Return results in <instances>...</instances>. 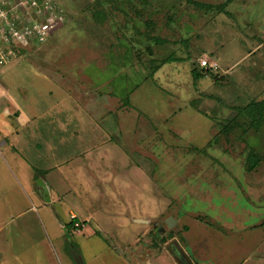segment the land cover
<instances>
[{"label":"rangeland","instance_id":"obj_1","mask_svg":"<svg viewBox=\"0 0 264 264\" xmlns=\"http://www.w3.org/2000/svg\"><path fill=\"white\" fill-rule=\"evenodd\" d=\"M56 1L65 24L0 67V152L31 157L33 183L44 176L54 196L45 206L29 194L23 219L0 205V246L16 254L6 264H264V118L238 110L264 101V0H235L232 20L176 0L146 11L139 0ZM149 19L166 40L156 57L171 58L155 75L152 43L136 35L139 60L126 27ZM206 59L212 74L193 81L191 61ZM63 95L84 99L85 133L74 112H54Z\"/></svg>","mask_w":264,"mask_h":264},{"label":"crops","instance_id":"obj_2","mask_svg":"<svg viewBox=\"0 0 264 264\" xmlns=\"http://www.w3.org/2000/svg\"><path fill=\"white\" fill-rule=\"evenodd\" d=\"M228 7H230V6H228ZM227 12H228L227 13L228 16H230L231 20H232L233 13L229 11V8H227ZM261 45L262 44H260L259 46L261 47ZM17 56H18V54L16 55V57ZM64 86L66 87V84H64ZM53 88H54V86H53ZM57 89L58 90H56V91H59V90L60 91H66V94H67V90L64 89L62 87V85L61 86H60V84L58 85V83H57ZM52 92L53 91H51L50 93H52ZM65 95H63V97H61L60 99L57 98V100L53 103V105L55 106L54 112L57 115H59V118L64 119V120L66 118L68 111L74 112L73 115H69L71 117V122L74 123V121H76L75 124H77V126H78L77 128L79 130H75V131H77L78 133L81 132L83 134V133H85V129H82L81 121L84 119V117H86L84 114V108H86V104L84 102V99L78 98V101L75 102L74 100H70L68 95L67 96H65ZM81 97H83V95H81ZM75 115L78 117V120L72 119V117H75ZM32 128H34V125L32 126ZM81 133H79V134H81ZM25 141H26V139H25ZM79 142H81V141H80V139L77 138V141L74 142V144L71 146V148H73V149L78 148ZM27 151H29V150H27ZM79 151H82V150H79ZM29 153L31 154L30 151H29ZM79 154H81V153H79ZM27 155H29V154H27ZM29 158L31 159V157L23 155L22 150H12V155L10 156L11 162L8 163V162H5L4 156L0 152V205L2 206L1 210H4V212L6 210L11 209V212H10L11 215L10 216H11V218H13V220L23 219V217L26 215V213L24 211H20V206H23L24 202L27 199H29V196H31V195L35 196L34 201H38L39 204H44L45 206H51L54 203V198H53L54 196L52 194L53 189L51 188V185H49V183L46 181L44 176H42V178L41 177L37 178L33 183V179H35V178H33L34 177L33 174L30 175V171L31 170L37 171V169H39V168H36L38 166L32 164V162ZM11 163L14 166L11 165ZM56 168H57V166L51 168L50 172L52 173V171H54ZM37 180H39L38 181L39 183H37ZM43 184H45V186L49 190V198H50L49 202L46 200ZM53 188H54V191H56L55 187H53ZM29 194H31V195H29ZM56 194H57V196H60V194L58 192ZM61 195H64V194H61ZM45 200H46V202H43ZM6 212H8V211H6ZM73 214L74 213L71 212L72 219L74 217ZM74 218L78 219L77 216H75ZM63 226H64V224H63ZM80 227H81V225H80ZM80 227L78 226L77 229L74 227L73 228L75 231H77V230L81 229ZM85 230H87V228ZM1 235H2V231L0 229V241H2ZM11 250H12V246H11ZM8 258L13 259V260L16 258L15 250H12V253H11L9 251V249H7L4 245L0 246V264H6L8 262L7 261Z\"/></svg>","mask_w":264,"mask_h":264},{"label":"built area","instance_id":"obj_3","mask_svg":"<svg viewBox=\"0 0 264 264\" xmlns=\"http://www.w3.org/2000/svg\"><path fill=\"white\" fill-rule=\"evenodd\" d=\"M63 12L54 0H0V67L9 64L18 50L45 42L64 21ZM202 66L214 69L216 64L206 59Z\"/></svg>","mask_w":264,"mask_h":264},{"label":"trees","instance_id":"obj_4","mask_svg":"<svg viewBox=\"0 0 264 264\" xmlns=\"http://www.w3.org/2000/svg\"><path fill=\"white\" fill-rule=\"evenodd\" d=\"M54 1L57 2L56 0H54ZM130 1L131 0H127L126 2H130ZM139 1H141L142 4L146 7V8L143 7V9L145 8V11H146L148 9L147 6L152 5V2H154L156 0H139ZM176 1L179 2L178 5H180V4L181 5H187L188 4L189 6H193L194 8H198L201 11L203 10L204 12H206V14L209 13V11H213V12H215V14H219V13H222V12L223 13H228L227 12V8H228L229 5H231V3H233L234 0H226V3H222V4H208V3L203 2L202 0H176ZM176 6L177 5L174 4L173 8L176 7ZM101 7L102 8L99 11H97V19L96 20L99 21L101 19V16H102V20H100V23H103V22H105L107 20V17H108V14L106 12L107 11V5L103 3ZM186 10L189 11V9H186ZM124 13H127V12L125 11ZM140 13H141V11H140ZM105 14H106V16H105ZM188 14L190 16L189 18L191 19V21L194 22V19H196L194 14H192L191 11H189ZM63 15H64L65 19H64V21L62 23H60V25H64L65 22H66V19H68V17L66 16L65 12H63ZM98 16H99V18H98ZM168 20H169V22H167V26H170V27L174 26V25H178L180 23V18L177 19L175 14L170 16V18H168ZM133 21H134L133 24H131V22L127 20L126 27H130V28L135 30V33H134L135 37H136V35L141 36L142 38L144 37V38L147 39V41H150L152 43V45L148 46V49H144V50H148L149 56L152 57V59H151V62L153 64L152 75H155L156 72L164 64L170 63L169 62L170 59H171L170 56H169V58H165V59L164 58H160V59H158L156 57L155 52L153 51L155 45H159V46L163 47L166 44L165 43L166 40L161 38V36L155 34L156 30H158V28H159V25L153 19L146 20L143 24L135 22V20H133ZM144 29H145V32H144ZM54 30H52V32L50 33V35L46 39V41L41 43V44H39V45L46 44V42L50 39V37L53 36ZM153 33H154V35H153ZM127 39H129V38L127 37ZM129 41L131 43V46L133 45V48L136 51L137 57H139L138 59L141 60L142 59V55L144 54V50L138 49L137 44H135V43H137V37H136V39L135 38L134 39H129ZM140 44H144V43L140 42ZM39 45H37V46H39ZM136 48H137V50H136ZM131 49H132V47H131ZM17 54H20V51H18ZM179 59H183V58H179ZM189 59H190V56H189ZM198 63H200V64H197V63L195 64L193 61H191L190 67H191V73H192V76H193V81L203 80L206 77H208L209 75H211L212 72H213L212 68L205 69V68L201 67V62H198ZM125 104H126V106L132 107L131 104H130L129 99L126 101ZM238 110H239L240 114L243 117L250 118L252 120V122L254 123L258 116H259V118H264V101H253L250 104H248L247 106H245L244 108H238ZM249 159H250V161L252 160V162L249 163V167H248V170L251 171V170H253V169H255L257 167V165H258V160L257 159H259V158H258V155L254 154V152H253V153H251L249 155ZM76 223L79 224L78 219L73 218L72 219V227L77 229L78 227L75 226ZM79 227H80V224H79Z\"/></svg>","mask_w":264,"mask_h":264},{"label":"water","instance_id":"obj_5","mask_svg":"<svg viewBox=\"0 0 264 264\" xmlns=\"http://www.w3.org/2000/svg\"><path fill=\"white\" fill-rule=\"evenodd\" d=\"M43 187H44V193H45L46 200L49 202L50 201V198H49V190L45 186V184H43ZM175 223H176V221L173 218H170L167 221V224H168L169 228H173V226L175 225Z\"/></svg>","mask_w":264,"mask_h":264}]
</instances>
